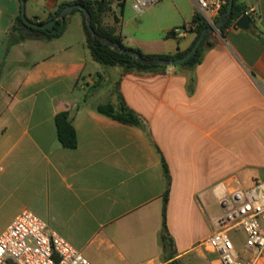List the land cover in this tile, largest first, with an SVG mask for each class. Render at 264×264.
I'll use <instances>...</instances> for the list:
<instances>
[{"label": "crops", "instance_id": "1", "mask_svg": "<svg viewBox=\"0 0 264 264\" xmlns=\"http://www.w3.org/2000/svg\"><path fill=\"white\" fill-rule=\"evenodd\" d=\"M76 1L28 0V19L46 23ZM240 1L256 12L250 28L212 32L199 65L125 73L93 60L81 14L60 38L27 37L5 55L21 1L0 0V236L29 210L93 264H210L201 244L213 233L218 199L264 184L247 128L255 112L264 120V0ZM168 3L175 23L167 33L199 13L197 0ZM120 33L127 47L149 55L185 52L196 39L193 31L139 40ZM120 96L144 128L97 112L100 104L118 106ZM61 112L76 129V149L58 141ZM225 116L235 118V145L225 142ZM159 151L172 177L169 260L160 241L166 183ZM240 163L252 174L242 177Z\"/></svg>", "mask_w": 264, "mask_h": 264}, {"label": "built area", "instance_id": "2", "mask_svg": "<svg viewBox=\"0 0 264 264\" xmlns=\"http://www.w3.org/2000/svg\"><path fill=\"white\" fill-rule=\"evenodd\" d=\"M122 0L121 2H124ZM163 0H133L132 7L142 13ZM120 3V2H118ZM229 0H197L203 21L215 27ZM246 14H256L251 9ZM192 25L173 29L176 36L190 32ZM220 213L213 220L212 235L201 246L218 255L220 264H256L264 256V184L252 189L227 190L218 199ZM243 240L238 251L236 240ZM243 256V257H242ZM0 264H93L47 223L29 210L21 212L0 236Z\"/></svg>", "mask_w": 264, "mask_h": 264}, {"label": "trees", "instance_id": "3", "mask_svg": "<svg viewBox=\"0 0 264 264\" xmlns=\"http://www.w3.org/2000/svg\"><path fill=\"white\" fill-rule=\"evenodd\" d=\"M28 1V0H26ZM74 4H81L83 5L90 13L92 19V26L94 31L104 38H107L113 42L120 44L123 49L133 50L138 52L143 58L150 59V58H160V59H169V60H176L186 56L195 43L197 42L198 38L202 34L204 30H206L209 26L203 21V18L200 13H197L190 25H192L191 31L196 33V39L193 45L190 47L189 50L176 53V54H162V55H149L143 53L139 49H134L131 47H127L124 44L123 38L121 36V20L112 14V1L111 0H77ZM119 5L121 7L124 6V2H120ZM229 5V3H228ZM228 5L224 8L221 16L217 20V22L223 17V15L227 12ZM69 6L68 4H62L59 6L58 10L49 17L48 21L55 19L60 12L66 7ZM80 12L83 17V27L84 32L86 35L87 40V47L91 53V56L94 61L99 63L104 68H112V67H122L125 73H130L133 71H150V72H157L167 69L168 67L163 65H156V66H146L138 63L134 58L129 55L119 54L116 51L112 50L110 47L104 45L100 40L94 39L92 34L89 32L87 25L85 14L80 10H74L72 13ZM248 12V9L244 6V4L240 0H234L232 15L228 19V21L220 28L221 35L225 36L228 29L232 28L234 24ZM71 14V13H70ZM112 14L113 15V23H107L106 18ZM66 16L65 21H58L55 28L50 31H42L39 30L40 37L37 39L45 40V41H52L55 39L60 38L67 26V19ZM22 21V8L19 16L17 17L15 24L9 34L5 55L9 52L10 48L15 44L19 43L21 40L28 39L22 34H17L16 32L19 30L18 24ZM167 37L175 36L173 30L166 35ZM212 36V33H209L205 40L203 41L201 47L198 49L197 53L186 62L180 64L181 66H188V67H195L199 65L204 56L205 48L210 45L209 39ZM5 60L0 63V75L3 71ZM121 102L118 106L112 103L100 104L96 107L97 112L100 114L107 116L115 121H118L122 124L136 126L139 128H144V123L142 119L129 108L126 103L122 100L120 96ZM55 124L57 128V138L59 143L66 149H76L78 146V137L76 129L70 119L68 112H61L55 118ZM160 152V151H159ZM161 154L162 166H163V173L164 179L166 183V190L163 195V222H162V230L160 234V241L163 248L164 253L167 255L166 258L172 259L175 254V241L172 237L167 223V210L168 204L170 200V191L172 185V177L170 173V169L168 163L164 156ZM169 264H179L178 261H172Z\"/></svg>", "mask_w": 264, "mask_h": 264}, {"label": "rangeland", "instance_id": "4", "mask_svg": "<svg viewBox=\"0 0 264 264\" xmlns=\"http://www.w3.org/2000/svg\"><path fill=\"white\" fill-rule=\"evenodd\" d=\"M112 1V14L116 15L121 20V27L124 30L125 35L131 40H139V39H148L150 37L156 38H164L167 31L170 29L171 25H173V21H170L169 16L172 13L173 7L168 3V0H163L160 3L150 6L144 10L142 13H137L133 7V0H125L124 6L121 7L116 0ZM80 12L71 13L68 16V21H72L73 18H78L80 16ZM110 14L107 20L112 19ZM26 16L28 18L27 10ZM185 25L181 24L179 27H183ZM178 28V27H176ZM175 29V28H173ZM219 30L214 31L213 33H219ZM247 128L249 129V133L252 136V146H254L260 158L263 161V169H264V120L261 119L260 113L255 112V114L248 119ZM224 137L225 142H229L235 145V118L226 117L224 118ZM238 152L235 150V156ZM244 158V157H243ZM242 158V159H243ZM245 159V158H244ZM242 160V163L245 160ZM239 173L242 177H247L251 175L253 170H248L247 167H242V164L239 165ZM259 172L261 181L264 180V175ZM237 173L235 172V176ZM244 186L246 188L253 186L252 183L244 181ZM220 213V209L217 210V214ZM214 231V227L211 228V233ZM236 245L238 251L244 260H246L249 256L244 250L243 240H236ZM202 250L205 252L207 256V260L210 264H214L213 262L218 259V255L214 252L207 250L205 247H202ZM256 264H264V256L262 259Z\"/></svg>", "mask_w": 264, "mask_h": 264}, {"label": "water", "instance_id": "5", "mask_svg": "<svg viewBox=\"0 0 264 264\" xmlns=\"http://www.w3.org/2000/svg\"><path fill=\"white\" fill-rule=\"evenodd\" d=\"M21 1V8H22V21L18 24L19 30L16 32L17 34H22L25 37H40L39 30L42 31H50L55 28L58 21H65L67 15L72 13L74 10H80L85 14L86 25L89 32L92 34L94 39L100 40L104 45L110 47L112 50L116 51L119 54L129 55L134 58L138 63L146 66H156V65H163L166 67H175L178 66L187 60L191 59L201 47L203 41L205 40L206 36L209 33H212L216 30H220V28L228 21V19L232 15L233 4L234 0H229V5L227 12L223 15V17L216 23L215 27L209 26L206 30L202 32L200 37L198 38L197 42L191 49V51L184 57L176 59V60H169V59H160V58H150L146 59L143 58L138 52L128 49H123L120 44L113 42L107 38L99 36L93 29L92 26V19L89 11L81 4H72L66 6L60 14L53 20H50L46 23H37L31 21L26 16V0ZM117 2H121L122 0H116ZM251 26V18L248 14H244L233 26L234 29H242L248 30Z\"/></svg>", "mask_w": 264, "mask_h": 264}]
</instances>
